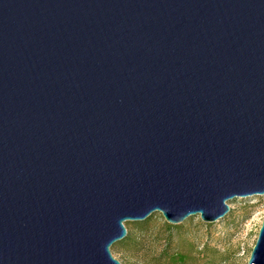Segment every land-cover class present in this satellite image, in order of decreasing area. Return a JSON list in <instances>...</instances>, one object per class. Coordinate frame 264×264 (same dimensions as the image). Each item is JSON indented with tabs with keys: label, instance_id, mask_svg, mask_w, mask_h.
<instances>
[{
	"label": "water",
	"instance_id": "water-1",
	"mask_svg": "<svg viewBox=\"0 0 264 264\" xmlns=\"http://www.w3.org/2000/svg\"><path fill=\"white\" fill-rule=\"evenodd\" d=\"M255 196L264 0H0V264H122L126 223Z\"/></svg>",
	"mask_w": 264,
	"mask_h": 264
},
{
	"label": "rangeland",
	"instance_id": "rangeland-1",
	"mask_svg": "<svg viewBox=\"0 0 264 264\" xmlns=\"http://www.w3.org/2000/svg\"><path fill=\"white\" fill-rule=\"evenodd\" d=\"M229 206L214 223L190 217L172 225L161 213L128 222L127 237L112 254L122 264H248L264 220V196L237 198Z\"/></svg>",
	"mask_w": 264,
	"mask_h": 264
},
{
	"label": "trees",
	"instance_id": "trees-1",
	"mask_svg": "<svg viewBox=\"0 0 264 264\" xmlns=\"http://www.w3.org/2000/svg\"><path fill=\"white\" fill-rule=\"evenodd\" d=\"M146 223H147V222H146ZM126 241H128V240H126ZM117 245H118V244H117ZM117 245H116V246H117Z\"/></svg>",
	"mask_w": 264,
	"mask_h": 264
}]
</instances>
